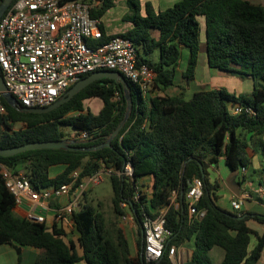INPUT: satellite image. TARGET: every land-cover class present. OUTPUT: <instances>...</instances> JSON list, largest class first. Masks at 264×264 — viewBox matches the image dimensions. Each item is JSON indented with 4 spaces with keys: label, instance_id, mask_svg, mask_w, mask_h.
I'll return each instance as SVG.
<instances>
[{
    "label": "trees",
    "instance_id": "1",
    "mask_svg": "<svg viewBox=\"0 0 264 264\" xmlns=\"http://www.w3.org/2000/svg\"><path fill=\"white\" fill-rule=\"evenodd\" d=\"M5 0H0V5ZM17 0H13L11 7ZM93 4L91 15L102 20L116 6V0H83ZM153 0H127L128 12L123 21L133 28L122 34L136 47L138 64L148 65L156 74L153 96L144 98L133 84L130 89L133 108L124 129L113 140L112 148L96 152L69 150H31L12 157H0V165L16 172L24 171L36 190L59 188L71 183V174L81 170V179L107 167L123 170L127 161L134 168L135 183L153 179V195L146 205L153 216L163 209L166 228L172 231L169 249L194 242L193 253L184 264H213L211 251L225 252L222 264H258L264 252V235L248 225L249 220L264 223V215L231 212L218 205V183L212 184L208 168L222 158L231 170L249 168L250 140L264 136V6L247 0H180L164 11H157ZM200 18L205 19V51L211 69L242 77H252L250 95H236L226 89L196 90L189 100L183 96H161L175 85L182 50L189 59L182 78L194 82L197 76L202 41ZM103 38L90 40L92 47L105 45L107 36L101 22ZM159 33L155 37L154 32ZM158 52V59L152 57ZM84 76L82 79L89 77ZM99 99L103 107L98 114L86 108V102ZM7 113L0 117V148H13L36 142L67 140L61 126L71 127L76 135L90 134V141L78 147H95L106 143L124 121L128 109L124 88L110 79L99 80L77 94L71 101L45 114L24 113L3 99ZM240 108L239 112H235ZM249 111V112H248ZM19 126L18 129H15ZM264 155V143L261 144ZM65 170L50 177V170ZM113 187L115 217L125 214L120 205L134 195V184L116 176ZM204 185L203 196L190 215L187 198L189 184ZM242 184V182H241ZM177 197L172 204V193ZM84 193L75 214L79 234V254L73 242L67 243L61 231L47 224L29 222L14 213L16 198L8 191L0 174V245L31 247L41 251L35 264H153L147 263L142 240L141 257L131 250L126 231L117 220L108 221L104 214L88 204ZM146 197L144 198V200ZM145 202L147 201H144ZM141 202V204L143 203ZM52 206L57 207L56 201ZM141 235L140 208L132 209ZM155 211V212H154ZM206 211L204 218L198 214ZM243 217V218H241ZM256 238L253 247L252 241ZM158 264H172L168 251Z\"/></svg>",
    "mask_w": 264,
    "mask_h": 264
},
{
    "label": "built area",
    "instance_id": "2",
    "mask_svg": "<svg viewBox=\"0 0 264 264\" xmlns=\"http://www.w3.org/2000/svg\"><path fill=\"white\" fill-rule=\"evenodd\" d=\"M93 4L83 0H17L0 20V71L8 93L23 108H44L56 103L70 88L88 74L99 71H116L133 84L140 94L149 99L153 96L155 72L146 64H138L135 44L121 35L113 36L105 45L92 47L90 40H101V21L91 15ZM0 91V117L7 113ZM240 108L236 109V113ZM249 112V111H248ZM73 140L86 143L91 137L80 131ZM101 168L94 175L81 179L82 171H74L71 183L59 188L36 190L20 172L0 165V174L6 188L16 198L17 205L25 212V218L32 223L47 224V212L54 207L52 223L69 231L76 228L75 214L85 192L102 184L106 178L116 176L134 184V195L130 201L120 205L125 212L124 223H136V216L130 202L140 208L143 251L147 263L158 264L168 251L172 264L176 261L178 249H169L172 231L166 228L168 209L153 217L143 202L144 186L135 183L134 168L127 161L123 170ZM245 177L248 168H242ZM202 181L195 180L187 193L190 215L196 213L195 205L203 196ZM253 188L243 190L232 200V209L240 212L244 203L253 199ZM177 193L171 196L172 204ZM146 201V199L144 200ZM141 202H143L141 204ZM206 211L198 214L202 219ZM53 226V227H54Z\"/></svg>",
    "mask_w": 264,
    "mask_h": 264
},
{
    "label": "crops",
    "instance_id": "3",
    "mask_svg": "<svg viewBox=\"0 0 264 264\" xmlns=\"http://www.w3.org/2000/svg\"><path fill=\"white\" fill-rule=\"evenodd\" d=\"M155 1L157 0H153L152 3L157 11H164L166 9L171 8V7H166L165 9H160L156 7ZM119 5H121V10H122L121 12L117 10ZM128 10L129 8H128L127 0H116L115 8L108 11L107 14L101 20L107 36L112 37L116 35H122L133 28L132 24L123 21V17L128 12ZM115 11H117L118 14L115 13ZM199 21L202 27V34L206 36L205 19L200 18ZM153 34L155 35V37L157 38L159 37L158 32L155 31ZM201 53H206L207 55V52L205 51V42H203ZM158 55L159 53L157 54V52H155L152 58L154 60H157ZM188 59H189V50H188V57L186 58V63L181 61L178 68V77H180L179 83L176 84L175 82V85L169 88L165 93L162 92L160 93L156 91L154 92V95L171 96V97L183 96L185 100H189V97L191 98L196 90H211V89H218V90L226 89L229 93L236 95L252 94L254 90V80L252 77H242L240 75L225 73L219 70L211 69L208 65L207 58L203 70L205 77H203V75L202 76L200 75V71H199L200 63H199L196 80L191 83L186 82L182 78V74L183 72H185L187 68ZM178 77L176 81L178 80ZM102 107H103V102L98 106L99 112L102 109ZM75 135L76 133L74 131V133L71 134L67 139H72V137ZM262 143H264V136L262 138L256 137L250 140V148L248 149V151H249V156L252 159V165L248 168L249 172L251 168H253L255 172L264 171V155L262 153V148H261ZM58 167H60L61 169L59 172L53 175L50 173L51 171L49 172L51 178H55L65 170L64 166H58ZM249 172H247L245 177H242L241 171L235 172L230 169V167L226 164L225 158H222L217 166H210L208 168L210 182L212 184L218 183L220 186L219 190L217 191L218 205L220 207L232 212L231 210L232 200L235 197L239 196V194L243 190L253 188L255 190L253 194V199L248 200L244 203L240 213L252 212V213H257L259 215H264V181L260 180L259 183L256 184L254 180L249 177ZM262 178L264 179V175ZM140 182L144 186V196L146 197L147 204H149V201L153 195V179L152 177H146L142 179ZM56 203L58 204V201ZM221 203L228 205V207H224L223 205H220ZM51 209L52 210L47 212L46 214L47 225L50 228H53L54 225L52 223V219H53L54 206H51ZM14 213L20 217L26 216L25 210L19 205H17L16 208L14 209ZM248 225L259 236L264 235V223H260L252 219L248 221ZM122 226L126 228V235L129 240L130 247L133 244L134 246L133 248L135 249L137 247V242H138L137 239L138 236L136 232L137 228L135 227L136 225L134 226L133 223L123 222ZM55 229L61 231L60 236H62L67 243L73 242L76 245L80 255L83 254L81 248L79 247V234L76 230L69 231L64 227H62L61 225H57ZM256 242H257L256 238H253L252 241L253 247L255 246ZM186 247L189 248V251L187 250ZM193 250H194V244L191 245V243L178 249V254L180 258L184 257L187 254V258L186 260H184V263L188 261V259H190ZM40 255H41V251L35 248H31V247L16 248L15 246L12 245H0V264H35L36 260ZM210 255L213 264H222V262L225 259V252L220 248H214L211 251ZM80 264H87V263L83 261ZM258 264H264V252Z\"/></svg>",
    "mask_w": 264,
    "mask_h": 264
},
{
    "label": "water",
    "instance_id": "4",
    "mask_svg": "<svg viewBox=\"0 0 264 264\" xmlns=\"http://www.w3.org/2000/svg\"><path fill=\"white\" fill-rule=\"evenodd\" d=\"M13 0H5L0 5V20L5 15V13L8 11L12 4ZM104 79H110L115 81L116 83H120L124 88V93L127 100V113L124 121L121 123L119 128L111 135L110 139L99 146L95 147H78V144L82 143L78 140L73 139H67V140H60V141H50V142H36V143H30L25 144L23 146L19 147H13V148H0V157H12L27 151L31 150H44V149H53V150H69V151H78V152H96L105 148H112V142L113 140L120 134V132L124 129L126 123L129 120L130 114L132 112V108L134 105L132 93L130 89V84L128 80L119 72L116 71H99L91 74L89 77L84 78L80 80L78 83H76L68 92L62 96L56 103H54L51 106L44 107V108H27L24 107L21 109L24 113H34V114H45L50 113L57 108L61 107L62 105L68 103L71 101L77 94H79L81 91H83L86 87L91 85L92 83L104 80ZM0 91L2 92L4 100L13 108H18L17 101L15 98L8 93L7 88L4 83L3 76L0 71ZM193 183L189 184V190L191 191V186ZM130 206L132 209H134V204L130 202ZM243 218V217H241ZM142 237L144 236V231L141 230Z\"/></svg>",
    "mask_w": 264,
    "mask_h": 264
},
{
    "label": "rangeland",
    "instance_id": "5",
    "mask_svg": "<svg viewBox=\"0 0 264 264\" xmlns=\"http://www.w3.org/2000/svg\"><path fill=\"white\" fill-rule=\"evenodd\" d=\"M178 1V0H157L155 1V5L156 7L160 8V9H165L166 7H173L174 3ZM180 1V0H179ZM250 3L254 4V5H262L264 6V0H247ZM119 12H121V5L118 6L117 9ZM115 13L118 14L117 11H115ZM202 40L203 42H205V35L202 34ZM158 54V52H157ZM206 53H201L200 55V75L203 77H205V74L203 72L204 67H205V62H206ZM188 57V50L187 49H183L182 51V58L181 61L186 63V58ZM185 65V64H184ZM180 77H178V80L176 81V84L179 83ZM190 99V97H189ZM102 104V101L99 99H94L92 101H87L86 102V108L89 109L91 112H93L94 114H98L99 110H98V106ZM19 126H16L15 129H18ZM61 130L63 133H65V135L67 136V138L74 133V130L71 127L68 126H61ZM0 134H1V130H0ZM61 169L60 167H54L52 168L50 171V173L53 175L57 172H59ZM249 172V171H248ZM20 173L22 175H24L25 177H27L29 179V177L26 175V173L24 171H20ZM264 175V171H260V172H255V170L253 168H251L250 172H249V177L252 178L254 180V182L256 184L259 183L260 180L264 179L262 178ZM113 187H112V182L111 179L106 178L105 181L100 184L99 186H95L94 188L88 190L87 193V200H88V204L92 205L95 209L99 210L101 213L104 214V217L110 221V220H117L118 222L123 223L122 217H115V213H114V208H113ZM82 201V200H81ZM81 203V202H80ZM223 205L224 207H228V205L225 204H220ZM222 208V207H221ZM224 209V208H223ZM232 212L233 209L231 207ZM136 225V226H135ZM134 226L137 228L136 232H137V247L134 249L133 244L131 245V250L133 251V254L140 258L141 257V248H140V241H141V235H139V227L138 225L135 223ZM125 231L126 228L124 227ZM194 244L193 241L191 242V245ZM189 247V246H188ZM187 248V250L189 251V248ZM185 258V259H184ZM187 258V254L184 257H179V254H177L176 256V261L180 264L184 263V260H186Z\"/></svg>",
    "mask_w": 264,
    "mask_h": 264
}]
</instances>
